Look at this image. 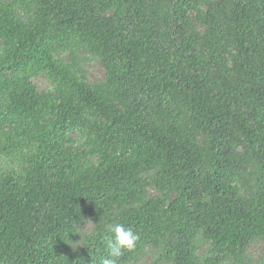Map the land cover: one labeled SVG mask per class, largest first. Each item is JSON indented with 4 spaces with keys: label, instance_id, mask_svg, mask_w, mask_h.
I'll use <instances>...</instances> for the list:
<instances>
[{
    "label": "trees",
    "instance_id": "obj_1",
    "mask_svg": "<svg viewBox=\"0 0 264 264\" xmlns=\"http://www.w3.org/2000/svg\"><path fill=\"white\" fill-rule=\"evenodd\" d=\"M15 3L0 0V158L20 168L0 177V264H100L113 223L139 237L118 264L149 247L245 264L264 240V0ZM79 47L104 81L55 56Z\"/></svg>",
    "mask_w": 264,
    "mask_h": 264
},
{
    "label": "rangeland",
    "instance_id": "obj_2",
    "mask_svg": "<svg viewBox=\"0 0 264 264\" xmlns=\"http://www.w3.org/2000/svg\"><path fill=\"white\" fill-rule=\"evenodd\" d=\"M12 4L16 5L15 0H8ZM19 12V10H18ZM199 31H203V27H198ZM56 58L66 65L71 70L73 76L81 80L83 83L92 85L100 83L105 79V70L99 58L90 54L82 47L73 49L72 53L67 50L64 52L58 50L55 54ZM31 82L41 92L54 91V87L50 84L44 75L37 78H33ZM71 138L75 141L79 140L80 136L76 133L71 134ZM19 165L14 161V158H0V177L6 173L17 172ZM144 176H147L144 175ZM156 194L155 191L149 189L148 195L152 196ZM94 229L93 222L90 220H84L78 225V232L81 236L89 235ZM211 247L210 242L204 241L200 243L197 248V255L203 259ZM82 248V238H79L70 249L73 251ZM161 254L160 249L149 247L144 249L140 258L136 261H131L128 264H165L159 259ZM245 264H264V240H255L250 248L247 250L244 259ZM228 264H234L231 261Z\"/></svg>",
    "mask_w": 264,
    "mask_h": 264
},
{
    "label": "clouds",
    "instance_id": "obj_3",
    "mask_svg": "<svg viewBox=\"0 0 264 264\" xmlns=\"http://www.w3.org/2000/svg\"><path fill=\"white\" fill-rule=\"evenodd\" d=\"M106 246L108 255L102 258L100 264H118L123 251L134 250L139 239L132 228H126L120 223H113L107 227Z\"/></svg>",
    "mask_w": 264,
    "mask_h": 264
}]
</instances>
